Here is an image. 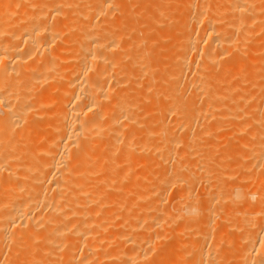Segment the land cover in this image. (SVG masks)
<instances>
[{
	"label": "bare ground",
	"instance_id": "1",
	"mask_svg": "<svg viewBox=\"0 0 264 264\" xmlns=\"http://www.w3.org/2000/svg\"><path fill=\"white\" fill-rule=\"evenodd\" d=\"M122 1L0 0V264H264V0Z\"/></svg>",
	"mask_w": 264,
	"mask_h": 264
},
{
	"label": "rangeland",
	"instance_id": "2",
	"mask_svg": "<svg viewBox=\"0 0 264 264\" xmlns=\"http://www.w3.org/2000/svg\"><path fill=\"white\" fill-rule=\"evenodd\" d=\"M135 1H136V0H135ZM137 1H138V2H136V4L139 5V6H138V7H135V6H137V5L135 4L134 1H133V4H129L128 1L123 0V1L121 2V3H123V4H119V5H120L119 8H120V9H123L122 7L128 6L127 8L131 9V7H132V8L135 7V9L133 8L134 10L131 9V11H132L133 14L135 13L134 15H136L137 13L140 12V10H141V8H142V7H141L142 4H140V3L142 2V0H137ZM150 1L153 2V0H150ZM156 1H158V0H154V2H156ZM221 1H222V0H221ZM119 2H120V0H119ZM126 2H127V3H126ZM139 2H140V3H139ZM154 2H153V3H154ZM212 2L215 3V4L211 3V5H210L211 7L214 5V7L216 6V8H217V5H216V4H218V3H219L218 5H221L219 0H218V1H215V2H214V0H212ZM147 3H148V2H147ZM153 3H151V2L148 3L149 5H147V6H148L147 8H150V9H151L152 6H153ZM122 5H123V6H122ZM121 6H122V7H121ZM149 6H151V7H149ZM212 8H213V7H212ZM218 8H219V7H218ZM218 8H217V9H218ZM117 9H118V8H116V9L114 10V11H115L114 13H117V11L120 10V9H119V10H117ZM148 10H149V9H148ZM149 11H151V10H149ZM119 12H120V11H119ZM157 12H158L160 15H158ZM114 13H113V11H110V12H109V14H110L109 16L112 17V15H113ZM140 13H141V12H140ZM140 13L137 14V16L139 15L138 17L141 18V19H143L144 16H143L142 13H141L142 16H140ZM118 14H119V13H117L116 15H118ZM120 14H121V13H120ZM116 15H113L114 18H117ZM154 15H155V17H156V15H158L157 17H158V18L160 17L159 20H164L165 23L167 22V21H165V20H167V19H163L164 17L166 18V16L163 17L162 14H161V12H160L159 10H158V11H155V14H154ZM119 16H120V15H118V17H119ZM161 17H162V18H161ZM112 19H113V17H112ZM160 23H163V21H160V22H159V26H160V25H161V26H162V25H165V23H163V24H160ZM254 26H256V27H254ZM252 27L255 28V34H256V33H257V30H256V28H257V24H256V25H253ZM257 29H258V28H257ZM253 31H254V30L252 29V33H254ZM161 34H163V35H161ZM161 34H160V35H161V36H160V37H161L160 39H163V37H166V34H165L164 32H161ZM164 34H165V35H164ZM257 34H258V33H257ZM174 38H175V40H178V38H176V37H174ZM172 39H173V38H172ZM173 40H174V39H173ZM257 48H258V47H257ZM166 52H168V54H165ZM160 53H161V55H160V59H161V60H160V63H161L162 66H163V63H164V67H165V65H166V64H165L166 62L164 61V58H165V60H166L167 57H168V58H169V57L172 58V57H174V55H175V52H173V51L170 52L172 55H170L169 51H165V53H164V51H162V52H160ZM162 53H164V55H163ZM162 55H163L164 57H162ZM166 55H169V56H166ZM246 55H247V56H245V58L242 57V56H243V55H242V56L240 57V59L242 58L241 60H246V62H248L249 58L251 57V52H249L248 54L246 53ZM249 55H250V56H249ZM165 56H166V57H165ZM171 56H172V57H171ZM248 56H249V57H248ZM170 58H169V59H170ZM240 59H239V60H240ZM247 59H248V60H247ZM162 60H163V61H162ZM167 60H168V59H167ZM167 60H166V61H167ZM170 60H172V59H170ZM162 62H163V63H162ZM240 62H241L242 64H244V61H238V62H234V63H233V62H231V60H230V61H226V62L224 61V63H223V62L220 63L221 65L223 64V65H222L223 67H224V64H225V63H227V64L231 63V64H229V66H230L231 70H233V71H231L230 69H228V70L226 69V70H227V71H226V70H225L226 67H225V68L223 69V70L225 71V72H224V71L220 70V68H222V67L220 66V68H218L219 66L217 65L218 67H217V66H216V67H217L219 70H218L216 67H215V69H214V67H213V70L210 71V69H212V68H210V69L207 70V72H208V71L210 72V73L208 72V74L215 73V74H218V75L221 74L220 71L222 72L221 75H223V72H224V75H223L222 77H223V78L226 77V79H228V80L226 81L225 78H224L226 84H231V83H234V82H231V83H230V81H231V80L233 81V79H234V81H235V79H236V82H237V77H236L237 74H235L236 72L234 71V70H236V69H234L233 65H234V66L236 65L235 67L237 68V65H238V64L241 65ZM227 64H225V66H228ZM232 64H233V65H232ZM232 68H233V69H232ZM214 70L217 71V73L214 72ZM212 71H213V72H212ZM228 71H231V72H228ZM211 72H212V73H211ZM226 72H227V73H226ZM225 73H226L227 75H226ZM229 73H230V75H229ZM233 73H234V74H233ZM250 74L253 75V76H255V74H254V73H251V72H247L245 76H247V75L249 76ZM213 75H214V74H213ZM225 75H226V76H225ZM251 75H250V76H251ZM215 76H216V75H215ZM227 76H228L229 78H227ZM253 76H251V79H250V80L255 79V77L253 78ZM185 77H186V74H185V76H183L182 78H185ZM191 77H192V76H191ZM191 77H190V78H191ZM188 78H189V75H188V77H187V80L183 79V80L181 81V83H182L184 80L187 81V82H190V83H189L190 86H189V84L187 83V84H188L187 87H189L188 89H190V87H191V82H192V81H188V80H189ZM219 79H220V77H219ZM230 79H231V80H230ZM246 79H247V78H246ZM221 80H222V78H221ZM221 80H220V81H221ZM224 80H223V82H222V83H224V85H223V86H220L219 88L224 87V86L226 85L225 82H224ZM247 80H249V77H248ZM227 82H228V83H227ZM236 82H235V83H236ZM235 83H234V84H231V85H228L227 87L225 86V89H224V90H226V89L228 90V93H229V94H228V97H230V98H233V97L231 96L230 93H231V91H233V89H235V88H234ZM183 84H184V82H183ZM187 84H186V85H187ZM186 85H185V86H186ZM233 85H234V86H233ZM230 86H231V88H233V89H231ZM247 86H248V84L246 85V88H247ZM249 87H250V86H249ZM219 88H218V89H219ZM228 88L230 89V91H229ZM246 88H245V89H246ZM251 88H252V87L249 88V89H250V92H249V90L247 89V90H246L247 92L244 90L245 92H243V94L245 93V94L247 95L248 92H249L250 94L253 93V92H254L253 89H255V88H252V89H251ZM39 90H40V88H38V91H39ZM221 90H223V89H219V91H221ZM227 90H226V91H227ZM239 90L241 91V89H239ZM239 90H238V92L240 93ZM251 90H253V91L251 92ZM255 90H256V89H255ZM236 91H237V90H236ZM242 91H243V90H242ZM242 91H241V92H242ZM223 92H224V91H223ZM223 92L221 91V93H223ZM238 92H235V93L238 94ZM189 94H190V91H188L187 95L189 96ZM224 94H227V93L225 92ZM232 94H234V93H232ZM250 94H248V95H250ZM238 95H239V94H238ZM248 95H247V96H248ZM233 96H234V95H233ZM236 97H237V95H236ZM234 98H235V96H234ZM197 99H198V98H197ZM197 99L195 100V104H196V102L199 100V99H198V100H197ZM226 102H227V101H226ZM260 102H261V100H260ZM260 102H258V105L261 104V105H262L261 107L264 108V105H263V104H264V103H263L264 100L262 99V102H261V103H260ZM202 103H203V102H202L201 99H200V100H199V104H200V105H197V106L194 105L195 108H196V109H200L202 106H203L202 108L206 107L205 104H204V103L202 104ZM253 103H255V102H253ZM200 106H201V107H200ZM201 114H203V113H201ZM204 114H205V113H204ZM206 114L208 115V113H206ZM207 115H204V116H207ZM195 117H196V116H195ZM199 117H200V116H199ZM199 117L197 116V118H193V119L196 120V121H195V120H194V121H195L197 127L195 126V123H193L194 121H193V120L191 121V126H192V124H193V125L197 128V129H195L194 131H196L197 134H198L199 131H197V130H199V127H203V130L208 129L209 131L206 130V132L204 131V133H208V136H209V135H210V136L212 135L211 137H213V138H211V139H212L211 141H213V144L215 143V145H217V146H218V149L220 148L221 151L223 150V151H225V152H228V151L225 150V149H228V148L230 147V148H229V152H230V150L232 149L231 152H230V153H232L233 150H234V148H235V149H238V148H240V146H242V145H244V147H245V146H247V143H248V145L250 144L251 140L253 141V142H251V143H254V140H255V139H253V136H251L250 134L243 135V136H245V137H243V136H239V135H237V134L234 133V131L239 127V126H238V123H240L241 121L239 122V121L235 120L234 118H226V119H218V120L213 119V120H215V122L212 121L213 124H210L211 127H212V126H215V125L217 124V125H219V126L222 127V128L220 129V127L216 125L215 128L212 127L213 129H212V131H211V128L209 127V125H207V124L211 123V122H210L211 119H210V121H209V119H207L208 122H205V120H204V122L201 121V122H203L202 124H203L204 126H199V124H200L199 122H200V121H197ZM201 117H202V116H201ZM148 118H150V117H147V120H148ZM206 118H209V117H206ZM206 118L203 117V118H200V119L203 120V119H206ZM261 118H262L261 120L264 122V114L261 116ZM165 120H166V122H167V118H165ZM226 120H227V121H226ZM228 120H229V121H228ZM230 120H233V121H230ZM223 121H224V123H221V122H223ZM164 122H165V121H164ZM216 122H217V123H216ZM219 122L221 123V125L218 124ZM232 122H233V123L235 122V123L233 124ZM205 123H206V125H205ZM197 124H198V125H197ZM214 124H215V125H214ZM240 124H241V123H240ZM242 124H243V123H242ZM224 125H225V126H224ZM226 125H227V126H226ZM229 125H230V126H229ZM234 125H235V126L237 125V126H236L237 128H236ZM194 126H193V127H194ZM195 127H194V128H195ZM216 127H217V128L219 127L220 131L217 130ZM224 127H225V128H224ZM228 127H229V128H228ZM233 127H234V130H233ZM194 128H193V129H194ZM227 129H228V130H227ZM213 130H214V131H213ZM229 130H230V132H229ZM207 131H208V132H207ZM210 131H211V132H210ZM216 131H217V133H216ZM222 131L225 132L226 134H224ZM200 132L202 133L201 135H203L204 137L207 136L206 134L204 135V133H203L202 131H200ZM219 132H220V134H218ZM210 133H213V134H210ZM230 134H231V135H230ZM199 135H200V133H199ZM227 135H228V137H227ZM217 136H218V138H217ZM233 136H234V137H233ZM249 136H251V137H249ZM242 137H243V139H242ZM247 137H249L250 139H249V138L247 139ZM227 139H228V140H227ZM245 139H247V140H245ZM225 140H226V141H225ZM232 140H233V141H232ZM244 140H245V141H244ZM231 141H232V143L236 142V145L234 144V146H232L233 144H230ZM247 141H248V142H247ZM225 142H226V143H225ZM241 142H242V143H241ZM244 142H245V143H244ZM218 143H220V144H218ZM237 143H238V144H237ZM228 145H229V146H228ZM226 146H227V148H226ZM231 146H232V147H231ZM208 148L211 150V148L214 149L215 146H212L211 148L208 147ZM208 148L206 147V148L204 149V150H205L204 153H206V151H209ZM221 148H222V149H221ZM223 148H225V149H223ZM216 149H217V147H216ZM179 152H180V150H179ZM228 154H229V153H228ZM133 155H134V154H133ZM135 155H137V154H135ZM231 156H232V155H231ZM233 156L235 157V159H234ZM233 156H232V159H233V160L231 159V161H233V163L235 162L234 165H235V164H238V163L241 161V159L237 158V157H239L238 155L233 154ZM177 158H179V154H178ZM236 158H237V159H236ZM238 159H239V160H238ZM182 160H183V159H182ZM237 160H238V161H237ZM184 161H185V160H184ZM247 169H248V167H247V168H242V169H237V170H238L237 172H236L235 170H234V171L236 172V174L239 173V174H237V175H240V174H241V175H240V176H241V179H242L243 176H247V177L249 178V177H253V175H254V179L252 178V182H251V180H250V182L252 183V186H251V184H249V182H248L249 179H251V178H249V179L246 178L247 181L243 180V182H242V180L239 179V178H240L239 176H238L237 178H234V179H238V180H239V182L237 181L238 184H236V180L234 181L233 178L225 179V184H226V186H229V187H230L229 184H231L232 182H235L236 185L243 184V185H239V186H242L244 189H245V187H244L245 185L247 186V188H248V186H250L251 189L249 188V190H252L253 187H255L256 181L259 179L260 175L262 176V174H261L260 171H259L261 168H259V170L257 171V173L259 174L257 177H255V173H256L255 171H256V169H255V170H254V168H253V169L251 168V170H250V168H249V170H247ZM136 170H137V171L140 170V171H138V172H141V171L143 170V168L140 167V169H138V167H137ZM249 171H251L252 174H253V173H254V174H253V175H249V174H251V172L249 173ZM262 171H264V170L261 169V172H262ZM235 172H234V173H235ZM197 173H198V172H197ZM245 173H246V174H245ZM262 173H263V172H262ZM256 175H257V174H256ZM194 176H195V175H194ZM197 176H198V175H197ZM162 177H163V176L161 175V176H159V177H157V178H149V179H151L150 182L148 181V187L150 186L149 188L147 187V181H144V189H145V191H147L148 189H150L151 186H153V185L155 184V182L158 183V182L162 179ZM216 178H217V177H215V176L213 175L212 178H211V180L213 179L212 181H214V180H216ZM256 178H257V179H256ZM155 179H156V180H155ZM197 179H198V178H196V180H197ZM230 179H231L232 181H231ZM255 179H256V181H255ZM227 180H228L229 183L227 182ZM253 181H254V182H253ZM226 182L228 183V185H227ZM244 183H245V184H244ZM247 183H248V184H247ZM254 183H255V184H254ZM145 184H146V185H145ZM233 184H234V183H233ZM253 185H254V186H253ZM199 186H200V185H199ZM232 186H233V185H232ZM232 186H231V187H232ZM170 189H171V194H172V193L174 192L175 189H174V188H173L174 190H173L172 188H170ZM170 189H169V190H170ZM215 189H216V188H215ZM169 190H168V192H170ZM245 190H246V189H245ZM172 191H173V192H172ZM175 191H176V190H175ZM175 193H176V192H175ZM175 193H174V195H175ZM171 194L169 193L170 196H172ZM175 196H176V195H175ZM122 197H124V195H122ZM132 198H133L134 200H133ZM132 198H131L132 201H136V197H135V196H133ZM131 199H130V200H131Z\"/></svg>",
	"mask_w": 264,
	"mask_h": 264
}]
</instances>
